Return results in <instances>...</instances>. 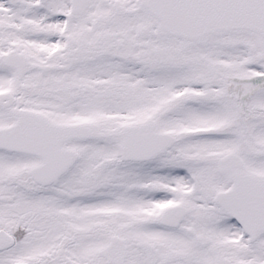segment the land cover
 I'll return each mask as SVG.
<instances>
[{"label":"snow or ice","instance_id":"6c2138e0","mask_svg":"<svg viewBox=\"0 0 264 264\" xmlns=\"http://www.w3.org/2000/svg\"><path fill=\"white\" fill-rule=\"evenodd\" d=\"M0 264H264V0H0Z\"/></svg>","mask_w":264,"mask_h":264}]
</instances>
